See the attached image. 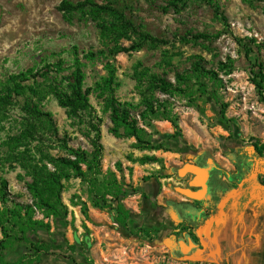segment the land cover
I'll use <instances>...</instances> for the list:
<instances>
[{"label": "rangeland", "instance_id": "obj_1", "mask_svg": "<svg viewBox=\"0 0 264 264\" xmlns=\"http://www.w3.org/2000/svg\"><path fill=\"white\" fill-rule=\"evenodd\" d=\"M165 1L133 0L131 9L138 22L164 40L163 43L156 46L135 36L134 40L142 44L140 50L109 56L115 59L122 82L116 91L121 101L140 103L143 96L151 95L170 100L172 116L178 126L174 127L167 120H155L153 127L148 128L164 149L140 151L134 147L135 138L112 135L109 132L112 123L109 115L102 111V100L90 96L97 115L102 118L103 170L111 169L119 180L124 179L129 185L131 193L125 204L132 211L136 231L120 225L112 210L93 206L82 191L81 179L73 178L65 182L62 193L69 214L52 219L50 230L31 233L34 241L51 244L50 252L43 254L36 264H264V206L251 204L236 228L231 224L232 216H228L227 227L219 231L215 240H209L207 233H200L204 249L194 256L178 257L169 247V238L189 228L173 216L169 207L170 199L183 198L174 189L182 186L175 173L179 167L201 152L208 153L226 170L233 168L227 153L253 154L252 148H255L256 155L264 159V103L250 80V60L237 40L243 39L247 45H255L250 38L256 40L261 49L256 48L251 60L264 63V0H217L228 18L227 25L212 7L200 1H192L180 13L173 9L163 12L160 6L165 5ZM61 2L0 0V79L39 67L44 59L56 60L52 53H63L62 57L69 59L67 50L73 45L81 50L104 48L96 22L80 14L67 21L58 9ZM200 32L211 37L190 42L181 40L184 35ZM120 43L129 46L132 40L121 39ZM104 60L98 58L86 67L88 86L105 73ZM196 60H200L204 68L216 71L220 79L218 85L202 79L209 82L208 93L197 90V85L193 86L192 93L179 96L159 90L140 92L136 88L133 73L139 61L175 82L176 74L188 70ZM212 90L217 91L221 104L212 98ZM21 107V99L14 100L8 107V117L0 124V138L19 133ZM43 108L52 113L58 132L53 135L37 126L35 136L38 138L33 145L43 141L49 153L63 156L65 152L56 146L57 139L67 135L71 145L91 149L89 138L83 134L84 125L68 118L66 109L58 105L53 95L46 96ZM1 154L7 157L5 152ZM145 154H155L162 161L141 164L130 160V157L135 159ZM117 162H121L122 170ZM10 165L0 167V176L9 183V197L21 203H32L27 187L31 176L17 160ZM49 168L53 169L52 164ZM253 179L242 186L233 185L234 191L254 183ZM76 193L81 194L83 201H88L89 219L80 205L72 204ZM28 252L23 250V253ZM11 255L18 256L19 252Z\"/></svg>", "mask_w": 264, "mask_h": 264}, {"label": "trees", "instance_id": "obj_2", "mask_svg": "<svg viewBox=\"0 0 264 264\" xmlns=\"http://www.w3.org/2000/svg\"><path fill=\"white\" fill-rule=\"evenodd\" d=\"M103 1L104 3H98L97 0H62L58 9L67 21H72L78 14L95 21L100 29L104 48L96 51L81 50L73 45L67 50L69 59L63 58V53H52L57 57L56 60L44 59L39 67H30L0 79V124L8 117V107L14 100H22L23 112L19 121V133L0 138V167L8 163L12 166L13 160H17L32 178L27 187L33 197L32 203L11 199L8 180L0 176V264H36L43 254L50 252L51 244L43 240L34 241L31 233L39 234L50 230L52 219L57 220L69 214V206L63 201L62 193L65 182L73 178L81 179L82 191L93 206L112 210L120 225L132 232L136 231L132 211L125 204V199L131 193L129 185L124 179L119 180L114 171H104L102 167V118L97 115L90 101L91 95L103 102L102 111L109 115L112 123L109 132L117 138H135L134 147L140 151L164 149L161 143L153 139V132L148 129L153 127V121L167 120L174 127L178 126L172 116L169 99L161 100L151 95L143 96L140 103H134L121 101L117 97L116 91L122 82L117 74L116 61L110 55L140 50L142 44L134 40L135 36L156 46L164 40L147 31L131 13L133 0ZM192 1H200L212 7L227 25L228 18L222 13L217 0H166L160 9L165 13L170 9L180 13ZM210 37L204 32L189 33L182 36L181 40L190 42ZM121 39L132 40V44L126 46L120 43ZM237 40L250 60V80L256 87L260 101L264 103V63L251 60L256 48L261 49V46L252 38L249 40L255 45H247L243 43V39ZM98 58H105V73L99 75L92 86H88L86 67ZM133 78L140 92L159 90L171 96L192 93L194 85L205 94L209 92V82L220 84L217 72L204 68L200 60L194 61L188 70L177 73L175 82L139 61L135 65ZM203 78L209 82L205 83ZM48 94L53 95L58 105L66 109L68 118L73 119L75 124L84 125L83 134L89 138L91 149L71 145L67 135L57 139L56 146L65 152L63 156L49 153L48 146L43 141L33 145L38 138L35 136L37 126L53 135L58 132L52 113L43 108V100ZM210 94L221 104L216 90H212ZM2 152L7 157L4 158ZM227 155L231 157L232 154ZM130 160L141 164L162 161L155 154H145L135 159L130 157ZM49 164H52L53 169L49 168ZM116 165L122 170L121 162ZM222 173L230 174L226 169H222ZM234 180L239 182L240 179L235 177ZM72 204L80 205L85 217L90 218L88 201H83L81 194L73 195ZM194 223L196 227L198 221ZM22 249L29 252L23 253ZM16 251L19 255L12 256Z\"/></svg>", "mask_w": 264, "mask_h": 264}, {"label": "flooded vegetation", "instance_id": "obj_3", "mask_svg": "<svg viewBox=\"0 0 264 264\" xmlns=\"http://www.w3.org/2000/svg\"><path fill=\"white\" fill-rule=\"evenodd\" d=\"M257 154V153H256ZM255 153H244V154H232L229 159L233 165V168L228 170L230 174H223V167L210 155L205 152L197 154L189 162L196 164L203 171L208 172V177H206L205 185L207 188L206 195L202 200H194L187 198L188 201H169V206L174 207L177 213L180 215L181 221L189 225L188 229H183L181 234L176 237L179 241L184 239L188 241L191 239L197 244V248L191 249L187 254L182 253L181 247L178 246L172 252L178 257H191L204 249V243L202 239L197 235L196 230L204 223V220L210 216H219V204L227 196V194L232 190L233 185L239 186V183L251 175L256 173L257 176L253 179L254 184L257 186L260 197L264 198V164L260 163L259 158ZM178 176L177 171L175 172ZM201 176H205L204 172ZM235 177L239 178V182H236ZM182 187H190L192 190H200L201 187L190 186V182L194 179V175L187 174L185 177L180 178ZM224 205L223 208L226 207ZM191 214V216H189ZM195 221H198V225L195 227Z\"/></svg>", "mask_w": 264, "mask_h": 264}, {"label": "water", "instance_id": "obj_4", "mask_svg": "<svg viewBox=\"0 0 264 264\" xmlns=\"http://www.w3.org/2000/svg\"><path fill=\"white\" fill-rule=\"evenodd\" d=\"M252 150L256 154V149L252 148ZM257 157L259 158L260 163L264 164V159L261 158L260 156H257ZM203 172H204L205 176L202 177L201 174H203ZM177 173H178V176L180 178L185 177L189 173L194 175V179L190 182V186L201 187L202 189L192 190L190 187L175 186L174 187L175 191H177L181 195L186 196L187 198L194 199V200H202L203 197L206 195V192H207V188H206L204 180L206 179V177H208V172L203 171L199 166H197L194 163L186 162V163H184V165L182 167H179L177 169ZM256 176H257L256 173H252L251 175H249L248 177L243 179L239 183V186L244 185L246 182L252 180ZM229 196H230V194H229ZM229 196L227 195L220 202V204H219V216L213 215V216L208 217L207 219L204 220V223L196 230V233L198 236H200V233H202V232L206 233V231L209 230L210 226L217 219H219V217L222 213V209H223L225 203L227 202ZM169 207L173 213V216L175 218H178L179 220H181L180 215L177 213V211L174 209V207H172V206H169ZM189 216H191V214H189ZM178 246L181 247L182 253H184V254H187L193 248H197V244L194 241H192L191 239H188V241H186L184 239L177 241L176 236H172L171 238H169V247H170L172 252Z\"/></svg>", "mask_w": 264, "mask_h": 264}, {"label": "crops", "instance_id": "obj_5", "mask_svg": "<svg viewBox=\"0 0 264 264\" xmlns=\"http://www.w3.org/2000/svg\"><path fill=\"white\" fill-rule=\"evenodd\" d=\"M234 190L235 189L233 187L232 190H230V192L227 194L228 196L230 194V196L227 202L225 203L227 204L226 207L222 209V213L220 215L221 217H219V219H217L216 222H214V224L210 226L209 230L206 231L209 240H215V238L218 237L219 231L227 227V222L229 221V218L231 216H232L231 224L233 227L236 228L238 223L242 219L243 215L245 214L246 208H248L251 204L260 207L264 206V198L260 197L261 193L259 192L257 186L254 183H250L244 186L241 191H234ZM170 201H180V202L184 201V202L192 203V201L191 200L188 201L187 197L184 195L183 198L180 199L172 198L170 199ZM238 207L240 208V210L241 209L243 210L242 211H240L239 209L237 210Z\"/></svg>", "mask_w": 264, "mask_h": 264}]
</instances>
